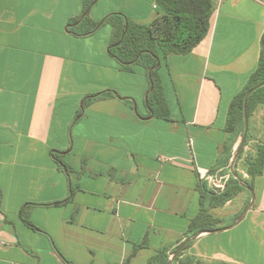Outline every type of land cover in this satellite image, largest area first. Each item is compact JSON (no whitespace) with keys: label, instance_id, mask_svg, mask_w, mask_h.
Segmentation results:
<instances>
[{"label":"crops","instance_id":"1","mask_svg":"<svg viewBox=\"0 0 264 264\" xmlns=\"http://www.w3.org/2000/svg\"><path fill=\"white\" fill-rule=\"evenodd\" d=\"M211 1L207 35L191 53L161 60L163 119L146 106L143 68L122 71L106 43L95 63L79 59L88 50L92 59L96 42L82 41L101 29L66 31L83 0H0V264H148L189 238L181 257L264 264V170L236 224L250 192L222 201L199 178L231 169L237 137L226 131L227 113L258 65L264 0ZM112 13L147 26L158 7L98 0L89 17ZM106 91L127 99L93 97L78 115L80 102ZM55 150L75 156L72 166L64 161L70 176ZM71 187L70 201L47 205L67 200ZM201 211L214 221L205 230L227 229H195Z\"/></svg>","mask_w":264,"mask_h":264},{"label":"trees","instance_id":"2","mask_svg":"<svg viewBox=\"0 0 264 264\" xmlns=\"http://www.w3.org/2000/svg\"><path fill=\"white\" fill-rule=\"evenodd\" d=\"M98 0H83L82 13L71 19L67 25L66 31L74 35L87 36L96 31L98 28L108 23L112 27L111 40L108 46V53L115 58L122 71L131 72L134 67L144 69L149 81V87L146 92V106L156 117L168 119V109L165 102L163 87L160 77L161 60L166 61L170 54L187 55L200 43L207 35L209 30V21L212 15L214 5L211 0H153L157 7L158 13L150 25H139L124 14L112 13L101 21H92L89 17L90 8ZM264 83V35L262 38L261 52L257 68L250 75L249 80L243 90L238 93L231 101L226 120V131L235 133L239 126L243 125V101L251 89ZM150 90V91H149ZM103 95L113 96L112 91L91 96L87 98L78 111L81 115L85 104L93 97ZM129 102V101H127ZM131 103V102H129ZM264 105V86L255 90L247 100V115L250 116L252 111L258 106ZM264 126V116H263ZM238 156V161L242 157L244 148ZM61 151H53V160L57 167L70 176L72 169L61 159ZM264 170V140L254 152L253 158L248 162L245 170L249 177L247 184L251 186V179L263 173ZM244 187L240 182L232 178L227 189L221 195V200L225 201L236 195ZM75 190L70 188V196L62 202L47 204L59 206L71 200ZM32 204H28L26 209ZM21 210V216L24 222L31 228L37 230L30 219ZM209 216L204 211L192 220L195 229L204 231L214 225V221L207 219ZM135 246L134 251L140 247ZM172 252L162 256L158 253L149 259L148 264H166L170 259ZM178 257L172 264H194L195 259L191 257ZM198 261V260H197ZM199 262V261H198ZM221 264V263H210Z\"/></svg>","mask_w":264,"mask_h":264},{"label":"rangeland","instance_id":"3","mask_svg":"<svg viewBox=\"0 0 264 264\" xmlns=\"http://www.w3.org/2000/svg\"><path fill=\"white\" fill-rule=\"evenodd\" d=\"M100 31L92 36L95 37H87L89 39H86L87 41H82L86 42L88 46L89 44H92V42H96V45L92 47L93 50V57L92 59L90 58L89 55V50L83 51L82 53H79L78 57L82 61L84 60H91L94 63L97 61L98 58H100L101 55V48L104 46L103 44L106 43L105 49L106 52H108V46L111 40V32H110V24L106 23L103 26L100 27ZM73 42V41H71ZM110 56V55H109ZM112 57V56H111ZM122 93L123 90H120ZM141 103V101H140ZM141 105V104H140ZM81 108V102L79 104V108ZM263 116H264V105H258L250 114L248 117V130H247V136L245 139L244 144L247 142V145L244 148V152L242 154V157L239 159L235 160V163L233 165V171L237 176L247 184V180H249L248 175L246 174L245 170L248 167V162L252 160L254 152L256 151V148L262 144L264 140V126H263ZM244 132V124L242 126H239L238 130L234 133L235 138L237 137V148L240 144L241 138L243 136ZM77 132L75 131V135ZM244 147V145H243ZM243 149V148H242ZM56 151V150H55ZM57 152V151H56ZM240 155V154H239ZM63 161L68 163L70 166L73 165L74 163V155H69V156H60ZM76 165V164H74ZM246 175V176H245ZM233 178V176H232ZM194 264H207L206 262L203 261H194Z\"/></svg>","mask_w":264,"mask_h":264},{"label":"water","instance_id":"4","mask_svg":"<svg viewBox=\"0 0 264 264\" xmlns=\"http://www.w3.org/2000/svg\"><path fill=\"white\" fill-rule=\"evenodd\" d=\"M264 86V83H261L259 85H257L256 87H254L253 89H251L249 92H247L245 98H244V101H243V124H244V132H243V136L241 138V141H240V144L238 146V148L236 149L235 151V154L233 156V160H232V164H231V170H232V175H233V178L237 179L240 184L246 188L250 194H251V200L250 202L248 203V205L246 206V208L241 212V214L236 218L235 222L233 224H236L237 222H239L242 217L244 216L245 212L253 205V202H254V193L252 191V189L250 188V186L248 184H246L245 182H243L238 176L237 174H235V172L233 171V165L235 163V160L237 159V157L239 156L242 148H243V145H244V142H245V139H246V136H247V130H248V115H247V100L249 98V96L255 91L257 90L258 88ZM150 91V90H149ZM114 96L115 97H118L120 98L119 96H117L116 93H114ZM121 100H126L127 98H120ZM145 100H146V97H145ZM135 107V105H134ZM232 224V225H233ZM222 229H227V228H220V229H212V230H204V231H201V233H213V232H218V231H221ZM193 240V238H189L187 239L186 241H184L178 248L177 250H175V252L172 254V256L170 257V259L168 260V262L166 264H172L174 262V260L178 257V255L182 252V250L185 248V246L191 241Z\"/></svg>","mask_w":264,"mask_h":264},{"label":"built area","instance_id":"5","mask_svg":"<svg viewBox=\"0 0 264 264\" xmlns=\"http://www.w3.org/2000/svg\"><path fill=\"white\" fill-rule=\"evenodd\" d=\"M232 176L231 169L224 171L200 170L199 172L200 180L203 181L207 189L215 195L223 194L227 189Z\"/></svg>","mask_w":264,"mask_h":264}]
</instances>
